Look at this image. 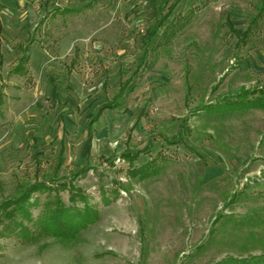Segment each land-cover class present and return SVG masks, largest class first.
Returning a JSON list of instances; mask_svg holds the SVG:
<instances>
[{"label":"rangeland","instance_id":"1","mask_svg":"<svg viewBox=\"0 0 264 264\" xmlns=\"http://www.w3.org/2000/svg\"><path fill=\"white\" fill-rule=\"evenodd\" d=\"M172 5L195 14L159 47ZM0 26V203L65 184L98 212L61 239L33 194L0 264H264V109L201 110L264 88V0H0Z\"/></svg>","mask_w":264,"mask_h":264},{"label":"trees","instance_id":"2","mask_svg":"<svg viewBox=\"0 0 264 264\" xmlns=\"http://www.w3.org/2000/svg\"><path fill=\"white\" fill-rule=\"evenodd\" d=\"M175 5L169 7V11L165 16V22L161 23L158 27H163V32L158 38L157 46L161 47L167 45L175 36L178 35L187 25L190 24L194 10L186 12H173ZM231 30L234 31L233 27L230 26ZM235 32V31H234ZM1 33V26H0ZM248 33H244V38H247ZM24 57V56H23ZM23 59L14 69L15 72L22 73ZM2 62V56L0 57V63ZM115 104L107 103L103 104L91 122H95L104 111L113 109ZM250 109H264V88L245 90L242 89L238 94L228 96L222 99L221 102L210 104L205 106L201 110H205L208 113H217L223 117L228 116L232 113L245 111ZM125 159L133 162L138 158V154L126 155ZM159 166L156 160L147 162L140 168H134L130 172V176L133 178L145 179L152 177L158 173ZM60 189H67V185L61 184ZM60 189H54L52 186H47L45 183H35L29 186L18 198L13 200H5L0 203V225L5 221H14L18 216L30 220L31 214L29 212V206L32 195L37 192L44 191H56L55 207L49 210V213L45 217H41L37 220L38 228L40 233H47L54 237L61 239L74 238L81 229L87 228L98 219V212L88 205H84L82 209L74 208L71 209L66 207L58 193ZM71 196L70 201L75 202L76 196L85 202V198L80 190H76L73 186L70 187ZM26 230L25 227L21 231Z\"/></svg>","mask_w":264,"mask_h":264}]
</instances>
